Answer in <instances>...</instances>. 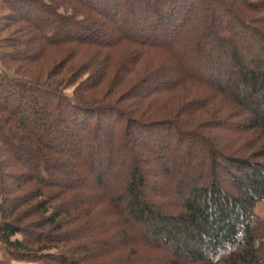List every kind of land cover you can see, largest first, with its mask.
I'll return each mask as SVG.
<instances>
[{
  "label": "trees",
  "instance_id": "obj_1",
  "mask_svg": "<svg viewBox=\"0 0 264 264\" xmlns=\"http://www.w3.org/2000/svg\"><path fill=\"white\" fill-rule=\"evenodd\" d=\"M235 1L264 12V0ZM219 2L220 18L244 28L237 14ZM210 6L211 0H0V12L15 13L2 18L24 23L28 43L41 42L40 50L76 44L102 53L81 71L92 73L71 97L60 90L82 74L51 82L39 77L17 81L0 73V246L10 259L43 264H264V221L254 212L264 201V59L254 54L255 46H246L248 37L242 34L233 33L237 47L221 34L216 37L213 29H220L219 24L207 25ZM102 29H111L105 42L96 35ZM254 33L250 41L264 44V37ZM15 44L24 43L0 39V63L8 71L11 63L28 61L6 51ZM136 63L145 72L140 84L130 77ZM185 64L195 66L192 73ZM162 76L169 80L159 83ZM220 80L223 88L216 84ZM132 84L144 92L132 98V108L125 110L117 101L104 103ZM192 87L198 96H206L203 89L210 93L209 105L226 98L250 116L247 133L262 135L256 153L260 161L232 154L225 159L240 175L234 178L223 169L229 191L213 174L216 149L196 132L180 131L174 124L176 116L197 104L179 95V90ZM154 101L160 102L157 109ZM214 107L208 110L210 119L222 118L223 112ZM191 111L193 117L186 122L198 127L201 110L197 106ZM102 118L112 133L103 131ZM155 129L173 131L176 151L182 146L187 160L162 169L163 176L157 178L131 145L136 143L156 168L171 163L175 154L170 155ZM82 133L88 138L84 146ZM194 144L207 148L203 159L211 170L197 180L190 176L199 169L193 164L195 156L190 157ZM3 155L14 164L2 160ZM15 166L24 173L12 176L16 186H7V172ZM110 171L115 185H121L107 195L110 211L100 221L93 219V210L81 216L88 204L78 203L79 197L69 201L78 194L71 195L77 189H69L68 183L76 181L64 182V177L76 174L78 180L85 173L93 184L82 183L78 189L104 192L102 181ZM149 178H173L175 185L167 186L166 194L160 187L152 190ZM30 184L35 188L18 196ZM170 194L180 201H168Z\"/></svg>",
  "mask_w": 264,
  "mask_h": 264
},
{
  "label": "rangeland",
  "instance_id": "obj_2",
  "mask_svg": "<svg viewBox=\"0 0 264 264\" xmlns=\"http://www.w3.org/2000/svg\"><path fill=\"white\" fill-rule=\"evenodd\" d=\"M47 2V0H44ZM219 1H223L225 7L232 9V11L237 14V18L244 24V28H242L239 24H233L231 22H228L227 20H223L220 18L219 13H218V5L220 4ZM235 0H211V9L212 12L208 13L209 16V20L207 25L212 24L214 26V24H219V28L221 29H216L214 27V32L216 34V37L219 36V38L225 37L227 38V41L230 42L231 44H233V47H237L239 46L237 39H234L233 37V33L234 35L237 34H242L243 36L248 37V39H246L245 43L246 46H250L256 47V52H254L255 55L259 56V59L263 60L264 59V44H262L260 41H257L255 44L254 42L250 41L249 36L254 35L256 32L257 34L261 35V37H264V12L263 14L259 13V11H254L252 10L250 7H245L244 5L241 4H235ZM240 7V8H239ZM219 9V8H218ZM61 12H63L62 10H59ZM65 11V10H64ZM215 11V14L214 12ZM259 13V14H258ZM15 13L10 12V11H1L0 12V28L3 29L5 28L4 33L0 34V39L1 40H7L8 38H13L15 40H20L21 42H23V47L18 46L15 44L14 49H10L7 48L6 51L11 54V55H21L23 59H28L27 62H24V60H22L19 63H11L9 64L10 66V71L5 70L3 68V66L0 63V73L9 77L10 79L13 80H17V81H24V78L27 79H34L39 77V79H42V81H45L47 78L48 80H50L51 82H59V81H63V78L66 76H72L71 74H82V75H78L79 78L77 79L76 83H74L72 86L70 87H65L63 86L61 88V93L67 97H71L72 93L74 91V89L79 85V83L85 81L90 74L89 72H84L82 73L81 71L86 70V67L90 66L91 61L94 59H101L100 55H102V53H99L96 55V53H98L95 49V47H91V46H77L76 44H69L68 46L66 45L65 48L58 50L56 47H52V46H48V47H43L40 50V46H41V42L39 41H35L31 40V44L30 42L28 43V39L27 38V28H25L26 26L24 25V23L21 22H13L11 20H4L2 18V16H9L12 15L13 17H15L14 15ZM70 14V13H69ZM2 18V19H1ZM6 18V17H4ZM260 19H262V21H260ZM210 21V23H209ZM5 22V23H4ZM3 24H5L4 26H2ZM109 28H111L109 26ZM225 29V32H223ZM246 31H248L249 33H251L252 35L248 34ZM221 34V35H220ZM98 37V40H100V42H105L106 40H108L111 36V29L108 30H104L102 29L101 31V36L96 34ZM96 37V38H97ZM95 39V38H94ZM103 40V41H101ZM248 40V41H247ZM264 40V38H263ZM197 41L196 39H193V45L195 44V42ZM25 42H27L28 44H25ZM34 42V43H32ZM12 44V42H6V45H10ZM39 44V45H37ZM226 44V43H225ZM228 48V46H225ZM241 54H244L242 51H240V48H236ZM38 50H40V52H38ZM32 59H30V58ZM225 62V60H223V63ZM140 65V64H139ZM188 64H185V67L187 69H185L188 73H192V71L194 70L195 66H190L187 67ZM83 66H85L83 68ZM136 69L132 72L130 77H133L134 79L138 78L139 79V84L140 82H142L143 80H145L144 78H141V76H143L142 74H144L145 72L139 70L138 64L136 63L135 65ZM18 72V75L14 72ZM164 78L166 79V76H162L160 78H157L158 82H166L169 79H166L164 81ZM90 79H94V77L90 78ZM137 79V80H138ZM137 82V83H138ZM144 82V81H143ZM216 84L219 85V87L223 88L222 85V81H217ZM136 84H132L129 87H123L122 90H119L117 93L114 94V97H112L111 99H107L104 101V103H108V102H115L117 101L119 103L118 106L122 107L125 110H128V108H132V98H135L136 95H142L144 92L142 91V89L137 90V88L135 87ZM142 85V84H141ZM144 88V87H142ZM232 88V87H231ZM129 89L131 92H129ZM225 89V88H224ZM137 90V91H136ZM126 91H128V96L130 95V97L133 95V97H129V99L127 98L128 96H124L125 93H127ZM136 91V92H135ZM232 90H229V93H231ZM134 92V93H133ZM181 96L186 97L187 99H195L197 104H194L193 107H188L186 110H184L182 112V114L180 113V115L176 116V118H174V124L179 128L180 131H184L186 130L187 132H196L197 135H200L201 137H204V140H206V142H208V144H211L217 151V154H219L216 157V163L217 165H215V172L213 174H215L217 177V179L220 181V184L222 185V187L226 190L229 191L228 187L225 184V178L227 179L226 174L224 175L223 169L227 170L228 174L231 175L234 178H240V175L238 173H236L234 171L233 168H231V166L227 165L225 163V159L232 154V156H244L245 158L249 159L251 162H258V160L260 161V159L257 158L256 153L258 150L257 147V143L261 140L262 135L260 134H256L253 132L247 133V129H245V126L247 124L248 118H250V116H245V114H243L242 109H238L237 107H235L233 104H231L226 98H218L216 99L215 103H211V105H209L208 103L210 102V93L205 91L203 89V93H205L206 96H198V92L196 91L195 88H186V89H181L179 90ZM132 93V94H131ZM186 94V95H185ZM178 95V96H179ZM199 97V98H198ZM207 97V98H206ZM186 98H184L183 100H185ZM182 100V101H183ZM199 100V101H198ZM176 101V100H175ZM132 102V103H131ZM174 102V101H173ZM148 104V103H147ZM154 106H156V109L158 107V105L160 104V102L156 103L154 101ZM158 104V105H157ZM131 105V106H130ZM218 106V108L220 109V111L223 112V117H218L215 116L214 118L212 117V119H210L211 116H208V110L210 111L211 108H215L214 106ZM197 106L199 107V109L201 111H199V114L201 116L200 122H198V127L196 124H190L193 121L186 122L189 117H193V112L191 111V109H194L195 107L197 108ZM190 112V113H189ZM227 113V114H226ZM222 114V113H221ZM133 115V114H132ZM132 115H129L130 117ZM203 116V117H202ZM222 116V115H221ZM163 117H160V119H162ZM159 119V120H160ZM139 121V119H136ZM166 119L162 120L165 122ZM168 120V119H167ZM173 120V119H172ZM195 120V119H192ZM197 120V119H196ZM195 120V121H196ZM197 120V121H198ZM100 125L103 128L104 132L107 133H112V128L110 126H108L109 122H107L106 120H104L103 118L100 120ZM137 121V122H138ZM196 121V123H197ZM173 122V121H172ZM186 122V123H184ZM166 123V122H165ZM95 124V123H94ZM93 124V125H94ZM183 124V125H182ZM185 124L187 125L185 127ZM64 124H62V126H64ZM200 125V126H199ZM182 126L185 127V129L182 128ZM194 127V130L193 128ZM197 127V128H195ZM93 128V127H92ZM164 128V126L162 127ZM114 131V130H113ZM154 134L156 136H158L159 140L161 139V141L164 143V145L166 144L168 146V151L170 152V155H174V157L171 158V163H165L163 165V168L161 166H158L157 168L155 166H153L151 163V159L150 157H148V155H146V153H144L138 146H136V143H134L132 141V147H134V149L138 150V155L140 156V159H142V161H148L147 162V166L145 167L146 169H150V175H153L154 177H162L163 173H162V169H168L171 166L177 164H180L181 162L185 161L187 162V160L184 158V151H186L182 146L179 147L180 151H176V148H178V141L176 139H174V132L173 131H168L167 129H155ZM185 132V131H184ZM83 135H85V137L87 136L86 133H82ZM90 134V133H89ZM88 134V135H89ZM188 134V133H185ZM87 141H83L82 145H86L88 144V138L86 137ZM207 145V144H206ZM205 145V146H206ZM231 146V147H228ZM148 147V146H147ZM150 147V146H149ZM152 147V146H151ZM151 150V149H150ZM155 149H152V151H154ZM207 148L206 147H198L194 144V147H192L190 149V152L192 153L190 157L195 156L196 162L194 161V165L197 166V168H199L194 175H190L192 176V179L197 180V177H203V176H207V174L209 173L210 168H207V160L204 161L203 156L206 153ZM189 151V150H188ZM231 151V152H230ZM238 152V153H236ZM242 152H245L244 154H241ZM145 154V155H142ZM203 159V160H202ZM2 160H6V162H8V164L13 161H15L14 159H11V157L7 156V155H3L2 156ZM168 160V159H167ZM263 160V159H261ZM116 162V161H115ZM176 164V165H177ZM202 167L200 168L199 166ZM221 167H223L221 169ZM194 169V168H192ZM114 172V171H113ZM112 171H110L108 177L102 181V186L104 187L105 191L104 192H100V191H96V192H90L87 191L86 189H78V186L80 187L82 185V183H84V185L86 184L87 186L90 187V184L92 185V181L89 180L86 176L85 173L82 174V177L80 179L77 180L79 175L70 176V178L65 179L64 177V182L65 180L67 181V179H69V182L72 181H76V185H73L72 183H68V187L69 189L71 188H76L77 190H74L71 195L73 194H78L76 195V197H74V199L72 198L71 200H69L71 203L74 202L77 197L80 198V200L78 201L81 202L82 200L85 202V204H88L86 207L84 206L83 208H81L82 211H80V215L83 216L85 213H92L93 210V219H95V221L98 220L100 221L102 216L105 215L106 217V212L110 211L108 204L106 203V200L108 198V193H110V191L114 188V187H121V185H115V181L112 179L114 173ZM20 173H24L23 170L18 169L17 166H15L13 169L10 168V170H8L7 174H10V178H8L7 180V186H16V180L12 179L13 175L16 174H20ZM197 173V174H196ZM150 181V183L152 185H150V188L156 189L159 187L162 188L163 193H169V190L167 188V186L170 187H174L175 185V181L173 180V178L169 179V178H165L163 180L158 179L157 181L159 183H157V181L154 178H149L148 179ZM78 183V185H77ZM80 183V184H79ZM89 184V185H88ZM85 185V186H86ZM76 186V187H74ZM35 188V185L30 184L29 186H27L26 188H23V190L21 192L18 193V196H22L23 193L25 192H29L31 190H33ZM149 188V189H150ZM13 189V188H12ZM73 190V189H71ZM150 190V191H152ZM25 191V192H24ZM146 191V189H145ZM150 191L147 193H145V195H149ZM14 192V191H13ZM168 196V195H167ZM168 197H171L172 200H168V201H173V202H179L180 200L174 196L173 194ZM159 204V203H158ZM121 210L123 211V207H121ZM254 212L258 215V217L264 221V201H262L259 205H257L254 209ZM104 214V215H102ZM102 215V216H101ZM95 216V218H94ZM112 220L114 222H116V220L114 218H112ZM118 221V219H117ZM28 222L30 221H26V223L28 224ZM30 224V223H29ZM93 226H95V224H92ZM118 226V225H117ZM29 228V227H28ZM88 230V229H87ZM138 236V235H136ZM0 262H3L5 264H43L42 262L39 261H35V262H28V261H18V260H14V259H10L7 254L4 252V250L1 248L0 246Z\"/></svg>",
  "mask_w": 264,
  "mask_h": 264
}]
</instances>
